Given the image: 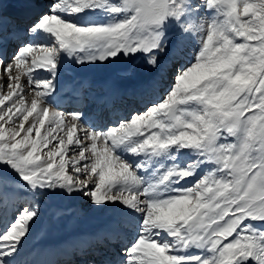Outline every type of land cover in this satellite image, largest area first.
<instances>
[{"label": "snow or ice", "instance_id": "obj_1", "mask_svg": "<svg viewBox=\"0 0 264 264\" xmlns=\"http://www.w3.org/2000/svg\"><path fill=\"white\" fill-rule=\"evenodd\" d=\"M84 208L82 264H264V0H0V264Z\"/></svg>", "mask_w": 264, "mask_h": 264}, {"label": "bare ground", "instance_id": "obj_2", "mask_svg": "<svg viewBox=\"0 0 264 264\" xmlns=\"http://www.w3.org/2000/svg\"><path fill=\"white\" fill-rule=\"evenodd\" d=\"M148 71L147 73H144L143 71L142 76L130 84H119V76H120L119 70L112 72L106 78H102L103 76H105L104 75L105 73H103L102 75H100V77L102 76L101 77L102 79L99 77L95 80H92V78L88 74L87 75L84 74V76H80V77L87 81H90L93 84L94 90L96 92H101L104 89V87L107 85H117L118 84L120 87H126L129 90L145 89L146 91H145L144 99L156 100V99H159L160 90L157 88L148 87V81L151 79V74ZM97 80H99V82H97ZM165 86H166V83H165ZM138 100H139V97L133 98L132 101H129V99H123L122 101H119L117 103V107L120 109L121 113L123 114L130 107L126 105V102L129 101L130 104H133L132 107L137 106L138 108V105L141 104L137 102ZM65 109H67V102H65ZM89 211L90 210H87L85 208V210L82 211L78 220H74L70 222H63L57 228L49 231V233L47 231V234L41 233V231H37L34 234V236L29 238V241L27 243L25 251L32 253V255L27 256V259L33 258V256L35 255V251L33 250H36V251L44 250L45 251V249L50 248V247H52V249L62 247L61 246L62 242L69 240L70 238L76 236L77 234L90 233V232L95 231L100 226V224L104 221V219L107 216V213L106 212L96 213L94 211V213L96 214H92V213H88ZM67 248L70 251H74V252L77 251L69 247L68 245H67ZM55 259H58L61 261H68V258L66 257L65 254L58 255L55 257Z\"/></svg>", "mask_w": 264, "mask_h": 264}, {"label": "rangeland", "instance_id": "obj_3", "mask_svg": "<svg viewBox=\"0 0 264 264\" xmlns=\"http://www.w3.org/2000/svg\"><path fill=\"white\" fill-rule=\"evenodd\" d=\"M121 67H123V65H109L107 67H95V68H85L82 72H80L79 76H84V74H88L93 80L97 79L100 77V75H102L103 73H105L104 75L105 76H101L102 78H106L108 77L112 72L114 71H117L119 70ZM145 70L144 73H147V68L145 67L144 68ZM147 70V71H146ZM149 72V71H148ZM107 74V75H106ZM150 75V74H149ZM100 77V78H101ZM101 78V79H102ZM88 79V78H86ZM100 80V79H99ZM99 80H97V82H99ZM74 205L77 207V208H83V201L82 200H76L73 202ZM85 210V208L83 209ZM50 209L49 207L45 206L44 209H43V215H42V220H41V225H47L49 222H50ZM88 213H92V214H96L94 213V211H89ZM37 231H41V233H45L47 234V232L44 231L43 227L42 226H38L37 228H35L33 230V234L32 236H34V234L37 232ZM49 233V231H48ZM31 238V237H30Z\"/></svg>", "mask_w": 264, "mask_h": 264}]
</instances>
